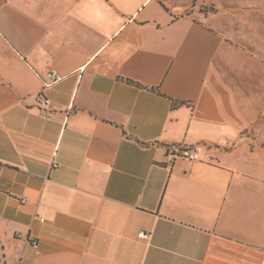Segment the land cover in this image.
I'll use <instances>...</instances> for the list:
<instances>
[{
  "label": "crops",
  "instance_id": "obj_1",
  "mask_svg": "<svg viewBox=\"0 0 264 264\" xmlns=\"http://www.w3.org/2000/svg\"><path fill=\"white\" fill-rule=\"evenodd\" d=\"M0 264H264V0H0Z\"/></svg>",
  "mask_w": 264,
  "mask_h": 264
},
{
  "label": "built area",
  "instance_id": "obj_2",
  "mask_svg": "<svg viewBox=\"0 0 264 264\" xmlns=\"http://www.w3.org/2000/svg\"><path fill=\"white\" fill-rule=\"evenodd\" d=\"M48 81L44 83L45 87H48L52 84L60 82L63 77L58 75L55 72L48 73ZM35 103L40 107V111L44 117L48 116L47 107L49 104V101L41 94H38L35 98ZM168 153L170 154L171 160H177V159H186L190 161H201V156L199 153H197L195 150H193L191 147L186 146L184 144H176L171 145L167 148ZM57 166V162L55 160V155L52 158L51 162V168H55ZM145 237V235H142ZM20 237V235H19ZM33 246H36V242H32Z\"/></svg>",
  "mask_w": 264,
  "mask_h": 264
},
{
  "label": "rangeland",
  "instance_id": "obj_3",
  "mask_svg": "<svg viewBox=\"0 0 264 264\" xmlns=\"http://www.w3.org/2000/svg\"><path fill=\"white\" fill-rule=\"evenodd\" d=\"M210 10H211V11H212V10L214 11V9H212V8H211Z\"/></svg>",
  "mask_w": 264,
  "mask_h": 264
},
{
  "label": "trees",
  "instance_id": "obj_4",
  "mask_svg": "<svg viewBox=\"0 0 264 264\" xmlns=\"http://www.w3.org/2000/svg\"><path fill=\"white\" fill-rule=\"evenodd\" d=\"M129 83H132V82H129ZM174 105H176V103H174Z\"/></svg>",
  "mask_w": 264,
  "mask_h": 264
}]
</instances>
